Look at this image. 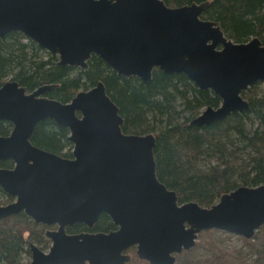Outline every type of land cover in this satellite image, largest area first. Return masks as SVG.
Listing matches in <instances>:
<instances>
[{
	"label": "water",
	"instance_id": "water-1",
	"mask_svg": "<svg viewBox=\"0 0 264 264\" xmlns=\"http://www.w3.org/2000/svg\"><path fill=\"white\" fill-rule=\"evenodd\" d=\"M208 1L168 6L163 0H0V37L19 31L58 56L59 65L87 66L92 54L118 75L147 82L154 68L183 73L220 98L191 124H213L248 109L241 93L264 81V44L228 38L215 20L202 18ZM56 84L27 90L10 79L0 84V188L13 200L0 204V219L25 213L47 228V252L28 241L27 264H126L133 247L150 264H175L202 230L252 238L264 224V183L239 185L209 207L178 200L156 176L152 132L121 130L123 118L101 80L68 102L46 96ZM67 127L71 156L44 150L30 138L37 123ZM116 226L90 231L100 214ZM84 224L86 231L69 232Z\"/></svg>",
	"mask_w": 264,
	"mask_h": 264
},
{
	"label": "trees",
	"instance_id": "trees-1",
	"mask_svg": "<svg viewBox=\"0 0 264 264\" xmlns=\"http://www.w3.org/2000/svg\"><path fill=\"white\" fill-rule=\"evenodd\" d=\"M163 1L168 6L208 1L201 17L217 21L228 38L245 42L256 36L264 44V0ZM58 59L21 32H8L0 37V84L13 79L27 90L56 84L46 96L68 102L77 91L101 80L123 118L122 132L154 134L156 176L176 192L180 202L192 200L209 207L222 193L239 185L264 183V81H256L242 91L248 109L197 126L190 123L191 119L207 106L216 107L220 98L210 89L198 88L183 73L166 74L154 68L150 80L144 82L137 76L118 75L94 54L85 68L59 65ZM11 129V122L0 120V135H7ZM68 136L67 127L47 118L37 123L30 140L44 150L70 157L72 143ZM0 166L9 168L13 162L0 160ZM12 200L13 196L0 188V204ZM115 227L102 213L90 231L106 232ZM45 228L23 212L0 219V264H22L24 255H30L28 240L46 245L49 240ZM66 229L79 232L88 228L77 223ZM242 240L247 255H231L219 242L205 239L196 241L192 249L203 247L207 255L182 259L178 264H264V224L252 238ZM129 252L131 260L127 264H150L139 259L134 248Z\"/></svg>",
	"mask_w": 264,
	"mask_h": 264
},
{
	"label": "rangeland",
	"instance_id": "rangeland-1",
	"mask_svg": "<svg viewBox=\"0 0 264 264\" xmlns=\"http://www.w3.org/2000/svg\"><path fill=\"white\" fill-rule=\"evenodd\" d=\"M262 86H264V84H262ZM46 228H45V230H46ZM205 239H213L216 242H219L225 250L230 252L229 254H231V255H236V256H239L240 254L241 255H243V254L247 255V252H248L247 246L244 244V242L242 240V236H240V235L233 234V233H223V232L206 233L205 230H202L201 232L198 233L197 241L198 240L202 241ZM28 241H31V240H28ZM36 245L39 248H41L44 252H47L49 249V246H50V241H48V243L46 245L45 244H39V245L36 244ZM192 248L186 250V253L184 251L181 252L177 256L175 264H178V261H180L182 259L200 258V257H203V256L208 254V251L203 247L197 248L195 250ZM29 261H30V255L25 254L22 264H27Z\"/></svg>",
	"mask_w": 264,
	"mask_h": 264
},
{
	"label": "flooded vegetation",
	"instance_id": "flooded-vegetation-1",
	"mask_svg": "<svg viewBox=\"0 0 264 264\" xmlns=\"http://www.w3.org/2000/svg\"><path fill=\"white\" fill-rule=\"evenodd\" d=\"M73 226V225H72ZM46 227H48V226H46ZM50 228H54L53 226H50Z\"/></svg>",
	"mask_w": 264,
	"mask_h": 264
},
{
	"label": "bare ground",
	"instance_id": "bare-ground-1",
	"mask_svg": "<svg viewBox=\"0 0 264 264\" xmlns=\"http://www.w3.org/2000/svg\"><path fill=\"white\" fill-rule=\"evenodd\" d=\"M243 112V111H242Z\"/></svg>",
	"mask_w": 264,
	"mask_h": 264
}]
</instances>
